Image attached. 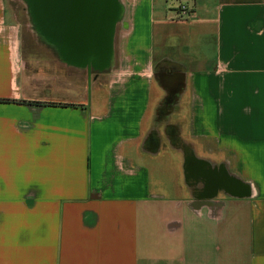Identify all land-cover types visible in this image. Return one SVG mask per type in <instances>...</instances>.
<instances>
[{"label":"crops","instance_id":"1","mask_svg":"<svg viewBox=\"0 0 264 264\" xmlns=\"http://www.w3.org/2000/svg\"><path fill=\"white\" fill-rule=\"evenodd\" d=\"M121 4L93 77L0 0V264H264V0Z\"/></svg>","mask_w":264,"mask_h":264},{"label":"water","instance_id":"2","mask_svg":"<svg viewBox=\"0 0 264 264\" xmlns=\"http://www.w3.org/2000/svg\"><path fill=\"white\" fill-rule=\"evenodd\" d=\"M37 30L72 65L109 66L120 0H27Z\"/></svg>","mask_w":264,"mask_h":264},{"label":"rangeland","instance_id":"3","mask_svg":"<svg viewBox=\"0 0 264 264\" xmlns=\"http://www.w3.org/2000/svg\"><path fill=\"white\" fill-rule=\"evenodd\" d=\"M5 2L6 10L10 9L13 13V16L15 17V21L20 25V35L22 37V42H25L27 47L31 48L32 51V58H36V62L40 65H42V61H39V59H43L44 53L50 54L51 57L48 59L52 62L58 59L57 54L61 59L63 57L61 54H59L58 49L55 47V45L50 41L43 37V35L37 30L35 23L33 21V18L31 16V11L29 8V3L27 0H3ZM121 3H125L126 0H120ZM123 15V14H122ZM122 15L120 16V19L122 18ZM120 21V20H119ZM122 22V20L120 21ZM118 22L115 25V35H117V30L119 27H121V23ZM115 37L112 39V43L114 42ZM117 39V38H116ZM115 39V40H116ZM28 48H25V54L28 53ZM112 52H113V44H112ZM47 57V56H46ZM29 59V57H28ZM53 62L54 65H59L58 63ZM92 71L93 77L99 73L100 70L90 68ZM71 71V70H68ZM87 69L83 67L84 75L86 74ZM103 71V70H102ZM98 81L101 83L103 82V76L99 75Z\"/></svg>","mask_w":264,"mask_h":264},{"label":"built area","instance_id":"4","mask_svg":"<svg viewBox=\"0 0 264 264\" xmlns=\"http://www.w3.org/2000/svg\"><path fill=\"white\" fill-rule=\"evenodd\" d=\"M179 13H180V16H182V17H189V15H190V11H189L188 8H187L185 5H183V4H181V5L179 6Z\"/></svg>","mask_w":264,"mask_h":264},{"label":"flooded vegetation","instance_id":"5","mask_svg":"<svg viewBox=\"0 0 264 264\" xmlns=\"http://www.w3.org/2000/svg\"><path fill=\"white\" fill-rule=\"evenodd\" d=\"M108 68V67H107ZM107 68H104V69H107ZM92 73V71L89 69L88 71H86V75Z\"/></svg>","mask_w":264,"mask_h":264},{"label":"trees","instance_id":"6","mask_svg":"<svg viewBox=\"0 0 264 264\" xmlns=\"http://www.w3.org/2000/svg\"><path fill=\"white\" fill-rule=\"evenodd\" d=\"M4 101H7V99H3Z\"/></svg>","mask_w":264,"mask_h":264}]
</instances>
